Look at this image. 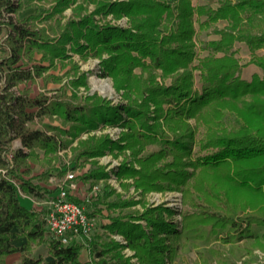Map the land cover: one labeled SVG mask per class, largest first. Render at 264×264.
Masks as SVG:
<instances>
[{
    "label": "trees",
    "instance_id": "1",
    "mask_svg": "<svg viewBox=\"0 0 264 264\" xmlns=\"http://www.w3.org/2000/svg\"><path fill=\"white\" fill-rule=\"evenodd\" d=\"M64 1L67 5L72 0ZM210 1L195 5L193 0H175L173 4L169 0H98L96 13L126 15L131 25L99 24L95 14H84L68 21L62 38L49 44L40 41L47 39L45 34L29 28L24 19H13L12 13L18 12L21 3L0 0V38L7 29L10 48V56L0 59V168L6 169V174L0 172V264H10L6 257L14 252L22 253L20 264H86L76 239L63 244L48 237L52 258L32 255V243L45 241L48 235L46 214L26 206L21 192L45 196L57 189L34 179L32 164L41 158L38 149L49 160L81 130L122 119L127 128L122 134L125 142L116 145L129 148L133 161L122 164L120 175L133 178L143 192L182 188L183 202L200 207L201 212L184 211L182 228L170 217L174 209L164 204L114 215L105 227L124 235L126 245L139 260L132 262L121 251L124 245L110 239L103 240L96 252L100 264H108L107 254L115 264H166L182 247V237L186 241L201 233L218 235L226 226L235 229L238 237L264 238V231L259 230L264 227V79L254 75L246 81L236 75L240 62L232 52L236 41L245 42L253 52L250 61L264 71V53H256L264 47V0H220L216 7ZM221 19L227 24L217 30L220 37L204 41L202 47L208 53L191 66L198 54V29L209 28ZM69 41L74 43V50L92 51L101 57L102 73L112 77L117 89H123L127 102L113 104L101 97H89L83 103L66 99L48 105L44 95L32 97L15 90L20 82L34 77L31 69L12 66L23 50L29 56L36 49L63 55ZM105 53L108 55L102 57ZM137 67L141 73L136 72ZM34 68L38 73L43 69ZM151 68L161 69L162 76L172 75L171 83L158 80ZM193 68L200 70L201 90L194 89ZM81 83H85L84 78ZM245 94L252 99L245 101ZM48 112H57L71 122L70 129L58 128V133L51 134L28 126L29 121ZM233 114L236 126L228 130L225 118ZM200 126L208 133L197 140L199 148L216 150L195 153ZM66 134L71 138L63 139ZM16 139L23 147L14 149L10 161L6 152ZM152 142L161 146L144 153ZM111 143L106 135L82 140L74 149V157L103 154L114 146ZM48 174L44 172L42 178ZM105 174L103 167H94L82 178L95 180ZM231 195L237 201L228 207ZM71 198L82 204L77 197ZM129 203L133 201L116 200L109 206ZM17 225H22L27 238L21 245L13 243ZM201 225L210 226V230Z\"/></svg>",
    "mask_w": 264,
    "mask_h": 264
},
{
    "label": "rangeland",
    "instance_id": "2",
    "mask_svg": "<svg viewBox=\"0 0 264 264\" xmlns=\"http://www.w3.org/2000/svg\"><path fill=\"white\" fill-rule=\"evenodd\" d=\"M15 1L21 3L22 7L18 12L12 13L13 19L18 21L24 19L29 28L38 31V33H44L47 39L39 38V40L48 42L49 44H55L62 38L65 25L68 21L72 19L78 20L84 14H95L94 17L99 24L110 23L122 27H129L131 25L126 15L116 17L112 13L106 15L96 13V1L98 0H72L67 5L64 0ZM169 1L173 4L175 0ZM208 1L193 0V3L198 5L208 3ZM219 1L212 0L210 4L216 7ZM226 24L227 21L221 19L209 28L198 29V54L191 66L194 67L198 63V58L208 53V50L202 47L203 42L219 38L220 34L217 30L225 27ZM7 35V29H5L0 38V43L2 44L0 59L10 56V48L6 43ZM73 44L71 41L65 43V54L55 56L48 54L47 51L38 49L30 51L31 55L29 56L23 50L21 57L12 66L15 68H18V66L29 68L33 71L34 77L20 82L15 87V90L18 93L26 91L32 97L44 95L47 98L46 103L48 105L52 102L55 104L57 101H64L66 99L73 103H83L89 97H101L110 100L113 104L127 102L123 96V89H117L112 77L102 73L101 57L92 51L83 53L74 50ZM232 52L240 62V68L235 73L236 75H239L240 78L246 81L252 80L254 75L264 79L262 67L250 61L253 52L249 45L243 41H236L232 47ZM256 53L263 54L264 47L257 49ZM218 54H221V52H218ZM107 55L105 53L102 57H106ZM35 66H41L43 68L42 71L38 73L34 68ZM5 68L7 70V65ZM150 70L157 75V79L161 82L166 84L171 83L172 75L162 76V70L159 68H151ZM136 72L141 73L142 69L137 67ZM192 73L194 89L201 90L200 70L193 68ZM83 78L85 79V83H81ZM243 98L245 101H250L252 96L245 94ZM243 98L241 99L242 102L239 101V105L241 106L244 103ZM125 117L128 118L127 116ZM225 119L226 128L228 130L234 129L236 126L235 114L227 115ZM190 121L192 124L195 123L193 118ZM123 122L124 119L115 123L100 122L95 127L81 130L77 136L72 137V141L68 145L60 146L55 154L50 155L51 158L49 160L44 156L43 150L38 149L41 158L32 164V173L34 174L35 181L47 187H56L60 183L68 185L71 180H65L66 172L70 170L75 173L74 182L76 183V188L71 189L70 193L82 202V205L88 212H92L89 214L91 216L90 233L76 239L82 245L80 258L86 264H100L101 257L96 252L101 249L103 240L110 239L123 244L124 246L120 247L122 253L130 257L132 262L138 263L139 259L135 255V251L126 245L125 236L105 227V224L111 223L114 215L141 212L145 205L164 204L174 209L170 217L177 221L180 228H182V215L184 211L195 212V214L201 212L199 211L200 207L195 208L183 202L182 188L143 192L141 188L135 186L133 178L122 177L120 175L119 169L122 167V164L125 161H133L129 148L120 149L116 145L117 143L123 144L125 142L122 139V134L127 128ZM70 124L71 122L65 121L64 117L57 112H48L28 122L30 128L41 129L51 134L58 133V128L70 129ZM206 133L208 131L205 126H200L196 131V144H194L193 148L197 154H205L206 152L216 150V148H209L208 150L199 148L197 140ZM105 135L113 142L111 143L114 145L113 147L107 148L103 154L87 157L86 159L74 157V149L80 146L82 140L90 137L99 138ZM66 138L70 139L71 136L66 134L63 136V139ZM160 146V142L148 143L143 152L149 153ZM133 163L136 167H139L136 162ZM94 167H103L106 174L95 180L82 178L83 174ZM189 169L192 168L189 167ZM46 171L49 172L47 178H42V174ZM53 174L57 175V177L52 181L50 177ZM124 183L127 184L124 185ZM227 193L228 195L231 194ZM45 194V197L31 194L29 196L32 199L28 197L29 199L27 200L31 202V206L36 208L35 210L47 216L51 206L48 200L51 196L49 192ZM25 195L24 192H21L22 200ZM231 197V199H228V207L232 206L230 203L237 201L236 198H233L235 196L231 195ZM116 200H128L133 201V203L111 208L109 203ZM201 226L205 227L206 231L210 230V226ZM259 230L263 232L264 227H260ZM97 234H100L99 237H97ZM238 235L239 233L235 229L226 226L220 230L218 235L201 233L189 239L186 238V241H184L185 237H182V247L177 251L175 257L168 260L166 264H264V238L238 237ZM48 250L49 241L47 235L45 241L33 242L30 252L34 256H44L48 253ZM18 254L20 253L11 256L13 262L10 264H20L21 255L20 260H17ZM105 258L108 259V264H115V260L109 254Z\"/></svg>",
    "mask_w": 264,
    "mask_h": 264
},
{
    "label": "built area",
    "instance_id": "3",
    "mask_svg": "<svg viewBox=\"0 0 264 264\" xmlns=\"http://www.w3.org/2000/svg\"><path fill=\"white\" fill-rule=\"evenodd\" d=\"M18 147L23 146L21 141L16 139L6 152L8 160L12 161L14 149ZM0 172L6 174V169L0 168ZM56 177L57 175L53 174L50 179L53 181ZM74 178L75 173L67 171L65 180L71 182L68 185L57 184V193L48 200L51 206L46 216L47 233L50 238L57 239L63 244L86 236L91 231V216L82 204L71 198L70 190L76 188Z\"/></svg>",
    "mask_w": 264,
    "mask_h": 264
},
{
    "label": "crops",
    "instance_id": "4",
    "mask_svg": "<svg viewBox=\"0 0 264 264\" xmlns=\"http://www.w3.org/2000/svg\"><path fill=\"white\" fill-rule=\"evenodd\" d=\"M51 188H54V187H51ZM55 188H57V186L55 187ZM57 190H58V188L54 191V192H49V195L50 196H54L56 193H57ZM46 195V194H45ZM72 196H74L73 194H71ZM37 196V195H36ZM32 199V197L31 196H29V195H25V196H23V203L26 205V206H28V207H32V208H34L33 206H31V202L29 201V200H27V199ZM43 197H45V196H43ZM24 198H26V199H24ZM34 209H36V208H34ZM13 236H14V238H13V243L14 244H16V245H21V244H23L24 242H26V240H27V238H26V236L25 235H23V227H22V225H17V226H15V228L13 229ZM49 237V236H48ZM78 239V238H77ZM16 253H20V254H18L17 255V260L19 259L20 260V255L22 254L21 252H14V253H11V254H9V255H7V257H6V260H7V262H9V263H12L13 261V258H11V256L12 255H14V254H16ZM32 255H34V254H32ZM16 257V256H15ZM19 257V258H18ZM44 258H52V255L51 254H49V250H48V253L46 254V255H44L43 256Z\"/></svg>",
    "mask_w": 264,
    "mask_h": 264
}]
</instances>
